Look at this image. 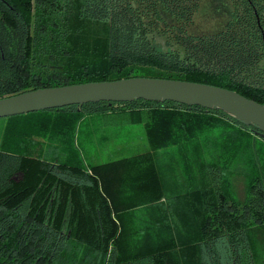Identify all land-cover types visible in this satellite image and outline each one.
Here are the masks:
<instances>
[{"label":"trees","instance_id":"16d2710c","mask_svg":"<svg viewBox=\"0 0 264 264\" xmlns=\"http://www.w3.org/2000/svg\"><path fill=\"white\" fill-rule=\"evenodd\" d=\"M232 4L221 31L197 35L188 27L200 0H0V98L155 77L264 104V0ZM5 118L0 264H264L255 126L145 99ZM137 124L146 150L91 159L108 132Z\"/></svg>","mask_w":264,"mask_h":264},{"label":"water","instance_id":"95a60500","mask_svg":"<svg viewBox=\"0 0 264 264\" xmlns=\"http://www.w3.org/2000/svg\"><path fill=\"white\" fill-rule=\"evenodd\" d=\"M171 100L223 110L264 133V104L240 93L204 83L155 77H131L39 88L0 98V118L85 103Z\"/></svg>","mask_w":264,"mask_h":264},{"label":"rangeland","instance_id":"374dc122","mask_svg":"<svg viewBox=\"0 0 264 264\" xmlns=\"http://www.w3.org/2000/svg\"><path fill=\"white\" fill-rule=\"evenodd\" d=\"M233 15L232 0H200L198 10L194 15L193 23L188 27L189 33L202 35L221 31ZM6 118H0V148ZM142 125L128 126L126 129L106 134L105 141L98 146L91 147V159L103 162L117 159L120 156L131 155L147 149V140ZM244 183L239 184L243 188Z\"/></svg>","mask_w":264,"mask_h":264}]
</instances>
